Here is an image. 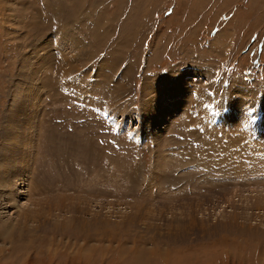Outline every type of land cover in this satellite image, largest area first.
I'll list each match as a JSON object with an SVG mask.
<instances>
[{
	"label": "rangeland",
	"instance_id": "rangeland-1",
	"mask_svg": "<svg viewBox=\"0 0 264 264\" xmlns=\"http://www.w3.org/2000/svg\"><path fill=\"white\" fill-rule=\"evenodd\" d=\"M222 115L264 145V0H0V264H264Z\"/></svg>",
	"mask_w": 264,
	"mask_h": 264
},
{
	"label": "built area",
	"instance_id": "built-area-1",
	"mask_svg": "<svg viewBox=\"0 0 264 264\" xmlns=\"http://www.w3.org/2000/svg\"><path fill=\"white\" fill-rule=\"evenodd\" d=\"M205 122L206 124L202 125L194 124L193 127L189 125V132H186L184 136V142H189V145L193 140L196 154L198 156L202 155L201 163L204 162V158L206 159L207 167L199 163L201 169H218L220 160L225 161L229 167L240 166L241 164L240 167L244 168L248 166L264 168V160L259 159V155L264 153V145L261 143L263 139H259L254 134H252L251 138L248 134L243 133L247 132L244 127L243 129L236 128L231 130L229 122L224 119V115L217 118L210 117L205 119ZM236 137L244 138V140L242 142L233 140ZM236 141L238 144H235ZM249 153H252L254 157L249 156ZM238 157H240L239 162L236 160ZM247 157L250 163H246Z\"/></svg>",
	"mask_w": 264,
	"mask_h": 264
},
{
	"label": "bare ground",
	"instance_id": "bare-ground-1",
	"mask_svg": "<svg viewBox=\"0 0 264 264\" xmlns=\"http://www.w3.org/2000/svg\"><path fill=\"white\" fill-rule=\"evenodd\" d=\"M51 260V259H50ZM80 264V263H79Z\"/></svg>",
	"mask_w": 264,
	"mask_h": 264
}]
</instances>
